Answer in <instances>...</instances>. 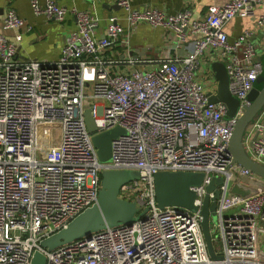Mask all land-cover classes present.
<instances>
[{"label": "built area", "instance_id": "built-area-1", "mask_svg": "<svg viewBox=\"0 0 264 264\" xmlns=\"http://www.w3.org/2000/svg\"><path fill=\"white\" fill-rule=\"evenodd\" d=\"M117 2L128 11L130 25L145 21L168 28L176 37V54L139 68L148 60L140 50L125 48L129 58L123 67L116 66L121 60L106 57V50L130 40L123 37L117 17L111 15L97 36V19L72 10L77 27L65 37L60 58L23 61L17 43L21 30L32 25L14 10L1 22L0 264H30L36 251L46 256V264H264V189L249 196L230 190L241 175L261 179L233 161L230 140L263 62L255 29L246 28L230 40L225 28L235 17L255 15L258 5L262 11L256 24L264 27V0L212 4L201 18H193L189 8L167 14L133 8L132 0ZM31 6L36 14L58 21L68 12L56 0H31ZM5 30L16 31L14 38ZM210 49L225 62L229 90L240 100L234 116H226L223 102L209 101L210 91L200 80L201 58ZM90 85L93 92L86 94ZM89 97L94 101L87 102ZM86 108H91L97 132L115 126L125 130L112 140L109 162L99 159ZM263 113L246 139L249 152L262 163ZM103 169L139 172L118 195L134 201L143 215L130 225L106 226L55 249L42 246L43 239L98 203ZM179 170L204 174L202 183L191 187L196 210L157 202L154 174ZM218 176L219 234L214 238L211 228L210 233L222 257L214 260L200 210L207 186Z\"/></svg>", "mask_w": 264, "mask_h": 264}, {"label": "water", "instance_id": "water-1", "mask_svg": "<svg viewBox=\"0 0 264 264\" xmlns=\"http://www.w3.org/2000/svg\"><path fill=\"white\" fill-rule=\"evenodd\" d=\"M263 72L256 80L254 87L247 97L248 104L245 105L243 114L238 117L230 140V151L233 161L249 168L260 178L241 175L231 186V192L242 196H249L264 189V163L256 160L246 144L249 129L254 120L264 109V59ZM217 80V92H209L210 102H223L227 107L226 116H234L240 100L229 90V75L222 62H214L211 65ZM85 122L90 133H94L92 140L97 147L99 159L109 162L112 158V140L125 130L121 126L97 132L94 116L91 108L84 111ZM102 187L99 192L97 204L86 208L67 226L51 234L41 241V245L48 249H55L72 240L89 236L92 232L103 229L106 226H117L120 224L130 225L143 215L138 213V207L134 201L119 197L122 184L139 176V172L131 169H103ZM204 174L191 171H158L154 174L156 185V198L159 206H180L196 210L194 204L196 193L191 189L193 185L201 184ZM222 182V177H214L207 186L206 194L201 208L202 229L208 246V252L212 259L219 260L221 255L217 254L210 233V215L215 212L220 192L216 184ZM214 190V196L209 193ZM30 264H46V256L36 251Z\"/></svg>", "mask_w": 264, "mask_h": 264}, {"label": "crops", "instance_id": "crops-1", "mask_svg": "<svg viewBox=\"0 0 264 264\" xmlns=\"http://www.w3.org/2000/svg\"><path fill=\"white\" fill-rule=\"evenodd\" d=\"M45 0H40L44 3ZM60 5L66 7L68 12L62 21L49 19L41 14H36L31 6V0H0V31H2L1 22L9 10L25 19L32 25L30 30L22 29V39L17 43V57L20 60H40L56 61L60 58L62 47L67 34L77 27V19L72 10H84L92 14L98 21L96 35H102L107 27L109 17L115 15L118 22L124 27L123 37L129 35V42L119 41L116 45L105 52L106 57H112L116 66L123 67L124 60L129 58L130 54H124L125 48L140 50L144 59L148 62L137 64L135 67L149 68L154 65V61L163 59L167 56L176 54V37L164 26H153L148 22L142 21L136 26L130 25L128 20V11L120 6L117 0H56ZM228 0H132L133 8L139 9H159L167 14L177 13L185 8L192 10L193 18L203 17L208 7L212 4H223ZM262 11L260 5L256 6V13L253 16H238L226 25V31L230 40H233L244 29H255L254 41L258 48L260 58L264 59V27H258L256 24L257 15ZM4 33L9 38H14L16 31L5 30ZM149 60H153L149 62ZM214 62H222L226 68L225 62L221 56L213 50H208L202 55L200 65V80L204 81L208 91L217 92V85L210 87L212 75L214 74L211 65ZM209 79H203L207 74ZM212 88L213 90H211ZM264 117V113L262 117Z\"/></svg>", "mask_w": 264, "mask_h": 264}, {"label": "rangeland", "instance_id": "rangeland-1", "mask_svg": "<svg viewBox=\"0 0 264 264\" xmlns=\"http://www.w3.org/2000/svg\"><path fill=\"white\" fill-rule=\"evenodd\" d=\"M203 79L204 80L205 79H209L210 80V76L208 75V73L203 76ZM210 87H214V84H211ZM85 92H86V94H91L93 92V86L92 85L86 86L85 87ZM93 101H94V99L92 97H89L88 100H87V102H93ZM232 181H233V179L231 180V183H232ZM217 222H218L217 213L216 212L211 213V215H210V228H211L212 236L214 238H217L218 234H219L218 230L216 229Z\"/></svg>", "mask_w": 264, "mask_h": 264}]
</instances>
